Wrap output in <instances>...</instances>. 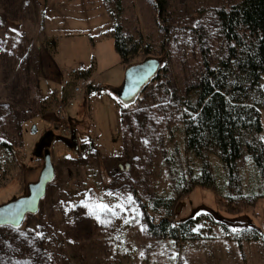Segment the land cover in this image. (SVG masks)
<instances>
[{"label": "rangeland", "instance_id": "obj_1", "mask_svg": "<svg viewBox=\"0 0 264 264\" xmlns=\"http://www.w3.org/2000/svg\"><path fill=\"white\" fill-rule=\"evenodd\" d=\"M158 1L122 0L110 11L103 0H0V152L5 158L2 142L16 151L2 170L0 206L30 194L50 144L55 177L39 212L23 222L44 237V245L31 238L27 247L39 264H264L263 240L240 243L207 217L178 248L148 232L147 216L158 221L165 214L153 200L171 195L166 156L178 149L187 160L186 89L203 75L205 58L215 65L227 54L216 10L237 0H166L163 13ZM118 21L134 36L141 32L153 50L132 65L161 63L157 79L129 103L115 91L126 68L107 35ZM73 69L102 89L65 86L63 74ZM261 84L264 90V77ZM261 114L264 124V108ZM211 161L220 191L193 188L176 199L174 219L204 212L234 231L252 224L264 231V181L252 157L245 153L241 168L244 189L258 201L238 214L219 203L226 171L218 155ZM96 202L112 210L96 211Z\"/></svg>", "mask_w": 264, "mask_h": 264}, {"label": "trees", "instance_id": "obj_2", "mask_svg": "<svg viewBox=\"0 0 264 264\" xmlns=\"http://www.w3.org/2000/svg\"><path fill=\"white\" fill-rule=\"evenodd\" d=\"M103 2L107 10L111 11L119 7L122 0ZM158 2L159 12L163 13L166 0ZM216 14L221 36L228 46L227 54L218 58L215 65L205 58L203 75L186 89L182 103L186 108L183 133L187 160L185 161L183 151L181 154L178 149L170 157L166 156L172 196H157L153 200L155 209L162 207L165 214L158 221L149 215L145 220L150 234L170 241L177 248L189 239L192 228L205 217L222 226L229 237L238 239L240 243L243 238L264 241V231L255 224L234 231L224 221H217L211 214L204 212L183 220L174 219L176 199L190 193L193 188L199 186L215 193L220 191L217 169L211 161L214 154L220 157L226 171V176L223 177L225 199H219V203L232 214L242 213L245 207L253 206L258 201L256 193L252 194L249 189H244L247 185L241 159L245 153L252 157L264 181V137H261L264 132L261 114L264 108V90L261 84L264 77V0H237L230 6L218 8ZM107 35L114 39L116 51L126 70L135 66L132 62L137 55L153 52L151 46L144 44L141 32L138 36L128 33L121 21ZM155 60L160 62L159 59ZM160 70L161 66L158 72ZM158 72L140 92L157 79ZM90 89L102 87L91 85ZM122 89L123 87L115 89L119 98ZM138 94L128 100H120L122 103H129ZM44 139L45 137L41 143ZM50 147V144L45 147L44 160L47 151L51 154ZM1 149L7 154L3 158L0 152L2 180V170L16 155V151L5 142L1 143ZM5 227L13 228L15 233L6 234L3 231ZM31 238H36L38 244L44 245L43 235L28 231L23 223L20 226L0 225V264H39L40 259L31 257L30 250H27L31 246Z\"/></svg>", "mask_w": 264, "mask_h": 264}, {"label": "water", "instance_id": "obj_3", "mask_svg": "<svg viewBox=\"0 0 264 264\" xmlns=\"http://www.w3.org/2000/svg\"><path fill=\"white\" fill-rule=\"evenodd\" d=\"M161 63L151 59L126 70V78L120 98L128 100L140 92L143 86L158 72ZM36 130V129H34ZM55 177V168L49 151L45 154V167L38 182L30 185V194L0 206V225L20 226L27 214L37 213L49 183Z\"/></svg>", "mask_w": 264, "mask_h": 264}, {"label": "built area", "instance_id": "obj_4", "mask_svg": "<svg viewBox=\"0 0 264 264\" xmlns=\"http://www.w3.org/2000/svg\"><path fill=\"white\" fill-rule=\"evenodd\" d=\"M63 84L65 86H72L76 92H83L87 86L85 72L80 69H73L66 71L63 74ZM56 114L59 120L64 123L66 121L64 104L60 103L56 106Z\"/></svg>", "mask_w": 264, "mask_h": 264}, {"label": "snow or ice", "instance_id": "obj_5", "mask_svg": "<svg viewBox=\"0 0 264 264\" xmlns=\"http://www.w3.org/2000/svg\"><path fill=\"white\" fill-rule=\"evenodd\" d=\"M91 207H93L94 210L96 211H111V207L107 204H103V203H100V202H96L95 204L91 205ZM120 207V206H118ZM99 218V217H98Z\"/></svg>", "mask_w": 264, "mask_h": 264}, {"label": "crops", "instance_id": "obj_6", "mask_svg": "<svg viewBox=\"0 0 264 264\" xmlns=\"http://www.w3.org/2000/svg\"><path fill=\"white\" fill-rule=\"evenodd\" d=\"M90 78H91V75H89V76H87V77H86L87 84H89V85H92V84H94V82H93V81H91V79H90ZM89 82H91L92 84H90ZM71 99H73V98H71ZM71 99H70V100H71Z\"/></svg>", "mask_w": 264, "mask_h": 264}]
</instances>
